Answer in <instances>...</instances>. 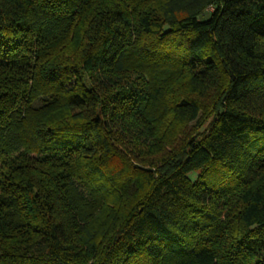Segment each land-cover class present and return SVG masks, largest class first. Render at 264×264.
Returning a JSON list of instances; mask_svg holds the SVG:
<instances>
[{
  "label": "trees",
  "instance_id": "1",
  "mask_svg": "<svg viewBox=\"0 0 264 264\" xmlns=\"http://www.w3.org/2000/svg\"><path fill=\"white\" fill-rule=\"evenodd\" d=\"M0 264H264V0H0Z\"/></svg>",
  "mask_w": 264,
  "mask_h": 264
},
{
  "label": "rangeland",
  "instance_id": "2",
  "mask_svg": "<svg viewBox=\"0 0 264 264\" xmlns=\"http://www.w3.org/2000/svg\"><path fill=\"white\" fill-rule=\"evenodd\" d=\"M207 13H209V11H208ZM207 13H206V15H207ZM196 175H197L196 173H193V174H191V177H192V178H195Z\"/></svg>",
  "mask_w": 264,
  "mask_h": 264
}]
</instances>
